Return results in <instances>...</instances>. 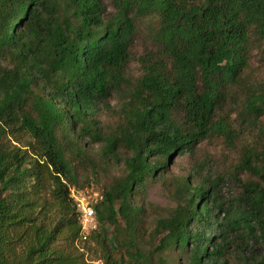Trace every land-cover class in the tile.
<instances>
[{"label":"trees","instance_id":"1","mask_svg":"<svg viewBox=\"0 0 264 264\" xmlns=\"http://www.w3.org/2000/svg\"><path fill=\"white\" fill-rule=\"evenodd\" d=\"M141 31L149 48L135 56ZM255 57L264 0H0V264H85L69 195L84 163L122 166L85 240L103 264H264ZM214 137L240 142L230 168L166 177L175 206L151 218L148 183Z\"/></svg>","mask_w":264,"mask_h":264},{"label":"rangeland","instance_id":"2","mask_svg":"<svg viewBox=\"0 0 264 264\" xmlns=\"http://www.w3.org/2000/svg\"><path fill=\"white\" fill-rule=\"evenodd\" d=\"M145 43H147V38L141 31L133 42L131 53L135 56L144 53L149 48L148 45L144 46ZM139 69V64L135 61H131L130 72L133 75H138L140 73ZM251 70L252 79H260L264 81V63L261 58L258 59V57H255ZM116 105L117 100L112 99L111 107H115ZM100 118L103 125L106 127H111L118 121V117L112 115L109 111L102 112ZM261 120L264 121V116L261 117ZM238 144L239 145L235 148H228L222 137H214L203 140L198 144L193 156L181 154L176 157L172 165H170L169 172L165 177H157L153 181H150L141 194L144 201L149 204L148 212L151 218L157 215L160 216L167 214L175 206L172 187L168 185L169 183L167 181H165L166 177L168 179H173V176L186 174L190 165L196 162L204 163V165L199 168L201 173H207L210 171L212 175H216L217 173L225 172L230 168V165L239 155L240 142ZM89 148L91 150H96L97 145H89ZM121 170L122 166L120 164H109L108 167L92 168L90 165L84 163L83 167L78 164L73 167L72 172L77 181V186L69 185V195L75 203L79 223L80 212L78 211L77 203L81 201L93 208V206L102 199L105 187L111 183L114 177L121 174ZM235 191L236 188L234 185L231 189L226 191V194L229 195ZM142 222H145L144 226L147 228H150L152 225V219L149 217H144ZM94 223L95 226H97L95 212ZM109 242H112L111 238L109 239ZM79 245L83 249L80 250L84 253L83 261L85 264H103V252L98 246L89 241L83 243L81 240L79 241ZM233 262L234 260H232L230 264H233Z\"/></svg>","mask_w":264,"mask_h":264},{"label":"built area","instance_id":"3","mask_svg":"<svg viewBox=\"0 0 264 264\" xmlns=\"http://www.w3.org/2000/svg\"><path fill=\"white\" fill-rule=\"evenodd\" d=\"M77 207H78V211L80 212V224H81V234H80V238L77 242V246L83 250L80 245H79V241L81 240V242H85V240L87 239V235L89 233V231H91L92 229H94L95 223H94V209L91 208L89 205L84 204L83 202H79L77 203Z\"/></svg>","mask_w":264,"mask_h":264}]
</instances>
